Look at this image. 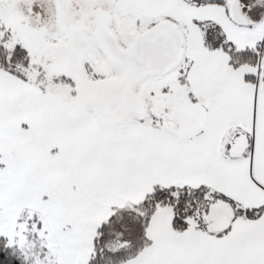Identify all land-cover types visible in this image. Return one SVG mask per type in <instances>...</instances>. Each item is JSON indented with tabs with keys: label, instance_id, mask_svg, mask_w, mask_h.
<instances>
[{
	"label": "snow or ice",
	"instance_id": "6c2138e0",
	"mask_svg": "<svg viewBox=\"0 0 264 264\" xmlns=\"http://www.w3.org/2000/svg\"><path fill=\"white\" fill-rule=\"evenodd\" d=\"M0 264H264V0H0Z\"/></svg>",
	"mask_w": 264,
	"mask_h": 264
}]
</instances>
